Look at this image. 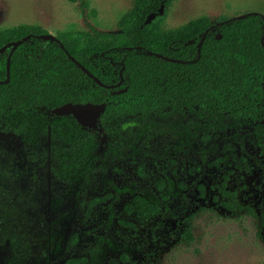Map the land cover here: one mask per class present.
<instances>
[{"label": "trees", "instance_id": "1", "mask_svg": "<svg viewBox=\"0 0 264 264\" xmlns=\"http://www.w3.org/2000/svg\"><path fill=\"white\" fill-rule=\"evenodd\" d=\"M69 1L78 2L81 15L88 16L86 0ZM171 2L134 0L114 31L87 24L85 31L56 34L75 59L112 87L97 84L58 42L36 37L47 32L43 28L27 23L0 28V46L32 34L12 53L9 79L0 83V130L28 150L43 148L52 175L50 208L70 192L76 195L91 175L101 173L106 179L111 162L134 154L152 132H177L181 127L194 140L200 130H264L263 15L250 12L214 22L201 16L169 30L148 21ZM8 52L0 54V80L6 78ZM66 102H104L97 127H84L72 115L51 113ZM175 114L183 122L162 125L163 118ZM131 131L132 141L114 139ZM1 162L0 264H22L27 257L48 264L50 253L61 246L58 229H43L29 215L31 195L4 185L9 173ZM190 236L187 230L185 237ZM101 251L100 244L91 249L89 264L96 263Z\"/></svg>", "mask_w": 264, "mask_h": 264}, {"label": "rangeland", "instance_id": "2", "mask_svg": "<svg viewBox=\"0 0 264 264\" xmlns=\"http://www.w3.org/2000/svg\"><path fill=\"white\" fill-rule=\"evenodd\" d=\"M86 1L84 18L69 0H0V28L27 23L56 35L89 24L114 31L134 3ZM249 12L264 17V0H172L148 21L169 30L201 16L214 22ZM178 121L175 114L161 123ZM177 129L152 132L134 154L111 162L106 179L91 175L54 209L43 148L28 150L0 130L4 185L31 195L29 215L61 237L48 264H89L96 244L102 251L95 264H264V130H200L191 140ZM134 138L133 131L114 136L119 143ZM20 263L39 264L31 257Z\"/></svg>", "mask_w": 264, "mask_h": 264}, {"label": "water", "instance_id": "3", "mask_svg": "<svg viewBox=\"0 0 264 264\" xmlns=\"http://www.w3.org/2000/svg\"><path fill=\"white\" fill-rule=\"evenodd\" d=\"M250 13V12H249ZM248 13H243V14H239V15H235L232 17H229L228 19H234V18H240L243 17L244 15H246ZM212 26H209L206 30L208 31V29H210ZM205 33L202 35L201 40L204 38ZM32 36V34H27L25 36H22L20 38L11 40L9 42L4 43L2 46H0V54H2L5 50L9 49L8 52V56H7V62H6V67H7V71H6V78L5 80H0V83L3 82H7L9 79V61H10V57L12 55V53L14 52V50L16 49V47L28 40L30 37ZM38 38H42L44 40H50V41H56L60 44L61 48L66 52L68 58L70 60H72L77 66H79L89 77H91L97 84H99L102 87H112V85H106L105 83H103L97 76H95L93 73H91L86 67H84L77 59H75L63 46V44L60 42V40L57 38L56 35L51 34L49 32L46 33H40L35 35ZM264 36V29H263V33H262V39ZM217 37H220V34L217 35ZM261 39V40H262ZM201 45V42L199 43V47ZM139 47V46H137ZM130 48V47H129ZM149 53L154 54L162 59H166V60H170V61H175V62H186V60H181V59H173V58H168L166 56H163L159 53H154L149 51ZM123 79L121 78V80L116 84L117 86L120 85L122 83ZM105 108V103L101 102V103H93V102H86V103H72V102H66L60 106H57L55 108H53L51 110V113L55 114V115H72L75 120L82 126L87 127V128H96L97 127V122L98 119L100 117V115L103 113Z\"/></svg>", "mask_w": 264, "mask_h": 264}]
</instances>
